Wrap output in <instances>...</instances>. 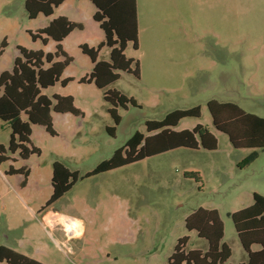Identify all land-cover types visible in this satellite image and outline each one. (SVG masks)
Wrapping results in <instances>:
<instances>
[{"label":"rangeland","instance_id":"1","mask_svg":"<svg viewBox=\"0 0 264 264\" xmlns=\"http://www.w3.org/2000/svg\"><path fill=\"white\" fill-rule=\"evenodd\" d=\"M24 3L0 0V43L6 42L0 72L11 69L17 45L55 51L52 39L43 44L29 35L50 18L41 13L28 18ZM92 11L88 0H67L52 15H67L82 28L61 43L72 58L61 79L72 80L43 92L50 98L54 93L70 95L82 115L52 113L56 135L42 125L31 126L30 139L39 155L0 164V243L46 264H167L182 236H188L186 249L205 248L206 242L184 223L203 207L219 213L223 241L232 251L228 261H241L244 253L229 213L250 205L254 192L264 195V148L252 162L239 166L252 150L233 148L228 136L215 129L207 101L233 102L264 117V0H151L141 5L138 48L129 43L125 49L138 61L139 76L120 72L111 85L136 101L118 108V124L107 111L102 90L78 81L90 64L79 46H96L101 34ZM106 50L100 56L108 58ZM195 105L200 117L184 118L174 129L200 123L216 136V149L176 148L82 177L135 131L145 132L147 120ZM9 134L7 125L0 126L4 146ZM56 160L78 171L79 178L48 207L61 212L47 214L48 224L38 209L52 193ZM10 164L29 168L25 187L19 185L20 174H5ZM189 171L198 172L201 180L185 177Z\"/></svg>","mask_w":264,"mask_h":264},{"label":"trees","instance_id":"2","mask_svg":"<svg viewBox=\"0 0 264 264\" xmlns=\"http://www.w3.org/2000/svg\"><path fill=\"white\" fill-rule=\"evenodd\" d=\"M65 0H25L24 7L28 18L34 19L39 13L53 14L54 9ZM95 7L93 20L103 31L104 39L97 46L83 43L81 52L89 57L93 66L80 83H94L102 90V97L109 104L107 111L115 124L120 122L118 108L136 101L127 97L110 85L120 77V72H133L139 76L138 61L125 55V48L131 43L138 48V24L136 0H89ZM81 24L65 16H58L35 32H29L32 40L39 39L46 44L48 39L55 42L54 52L43 49H29L17 45L18 54L13 59L10 70L0 72V126L7 125L10 134L7 146L0 143V164L15 161L14 155L27 160L40 149L30 139L31 126L42 125L45 130L56 135L53 129L52 113L82 115L75 107L70 95L53 94L48 97L44 90L60 82L65 86L71 78L61 79L63 70L72 61L62 48L61 41ZM6 46L5 39L0 43V57ZM109 48V60L98 59L102 47ZM62 56V60L58 58ZM132 65L134 67L132 68ZM207 108L216 130L225 133L233 148H247L252 152L239 166L252 162L259 149L264 148V117L247 112L233 102L207 101ZM200 106L174 109L160 120H147L145 132L135 131L126 142L116 148L110 158L99 162L82 177L102 173L146 157L176 148L214 150L217 148L216 136L204 125L197 123L191 129L174 130L179 121L187 117H200ZM108 131L111 129L106 128ZM7 175L20 174V187H24L29 176L25 165L15 168L12 164L5 171ZM184 176L200 181L196 171L184 172ZM79 178L78 171L69 170L63 163H52V193L39 211L49 207L54 201L71 189ZM235 232L247 254V264H264V195L254 192L251 205L231 212ZM185 228L195 231L197 237L207 241L206 250L186 249L188 236L178 238L168 257L167 264H225L231 255V248L223 241L224 225L215 208L198 207L185 218ZM252 245H259L252 250ZM44 264L5 245H0V264ZM243 264V263H238Z\"/></svg>","mask_w":264,"mask_h":264},{"label":"crops","instance_id":"3","mask_svg":"<svg viewBox=\"0 0 264 264\" xmlns=\"http://www.w3.org/2000/svg\"><path fill=\"white\" fill-rule=\"evenodd\" d=\"M65 1H67V0H65ZM65 1H63L59 6H58V8L65 2ZM79 1H83V0H79ZM89 1V0H88ZM149 1L151 2V0H142V4H141V2H140V0H136V8H137V24H138V41H139V26H140V6L142 5L143 7L145 6H147V4L149 3ZM94 6V5H93ZM57 8V7H56ZM55 8V9H56ZM54 9V10H55ZM94 12H95V7H94V11H92V18H93V14H94ZM54 13V12H53ZM40 14V13H39ZM42 14V13H41ZM53 15V14H52ZM52 15H50V16H46V17H49L50 19H49V21L51 20V19H53V18H55V17H52ZM45 16V15H44ZM59 16H65L66 18H68L69 20H71V21H74V22H77V23H80V22H78V21H76V20H74V19H71V18H69L67 15H59ZM37 17V16H36ZM35 17V18H36ZM56 17H58V16H56ZM49 21H48V23H49ZM96 24H97V26L99 27V25H98V23L96 22V21H94ZM81 24V23H80ZM45 27V26H44ZM81 28H82V25H81ZM81 28H75V29H81ZM99 29V33H101V34H99V38H98V41H97V43H96V46L101 42V41H103V39H104V34H103V31L100 29V28H98ZM73 31V30H72ZM71 31V32H72ZM71 32L69 33V34H71ZM68 34V35H69ZM67 35V36H68ZM100 35H102V36H100ZM66 36V37H67ZM65 37V38H66ZM64 38V39H65ZM63 39V40H64ZM63 40L61 41V43L63 42ZM129 44V43H128ZM127 44V45H128ZM138 45H139V42H138ZM90 46H93V47H95V45H90ZM127 47V46H126ZM102 48H105V46L104 47H102ZM101 48V49H102ZM107 48V50H106V54H107V56H108V58H104V57H102V56H100V51H101V49H100V51H99V53H98V59H102V60H109V48L108 47H106ZM126 49V48H125ZM126 55V54H125ZM2 56V55H1ZM127 56V55H126ZM128 57V56H127ZM71 63V62H70ZM69 63V64H70ZM68 66V65H67ZM66 66V67H67ZM92 66H93V64H92V62L90 61V64H89V70H88V73H86V75L85 76H87L89 73H90V71H91V69H92ZM65 67V68H66ZM64 71V70H63ZM84 77V76H83ZM67 78H72V77H67ZM72 80V79H71ZM79 80V79H78ZM56 84V83H55ZM54 84V85H55ZM87 84H93L94 85V83H92V82H90V83H87ZM53 85V86H54ZM112 85V84H111ZM110 85V86H111ZM99 89V88H98ZM54 94H56V93H54ZM52 117H53V115H52ZM184 119V118H183ZM182 120V119H181ZM180 120V121H181ZM180 121H179V123H180ZM179 123L176 125V126H178L179 125ZM213 125V124H212ZM175 126V127H176ZM175 127H172V129H174ZM194 127V126H193ZM175 130V129H174ZM182 130V129H181ZM177 131H179V130H177ZM243 149H247V148H243ZM14 157H15V161H17V159H20V158H18L16 155H14ZM30 158V157H29ZM28 158V159H29ZM27 159V160H28ZM16 168V167H15ZM19 168V167H18ZM29 174H30V170H29ZM28 180V179H27ZM27 184V183H26ZM26 186V185H25ZM24 186V187H25ZM21 188H23V187H21ZM252 202H253V195H252ZM252 204V203H251ZM250 204V205H251ZM249 206V205H248ZM241 209V208H240ZM236 211V210H235ZM38 212H42L41 213V216H40V218L42 219V220H44L46 223H48L47 221H46V219H45V217L47 216V214H49V213H61V212H57V211H55L54 209H49L48 207L47 208H45L44 210H42V211H39V209H38ZM233 212V211H232ZM231 213V212H230ZM229 213V214H230ZM62 214H64V213H62ZM65 215H67V214H65ZM70 216V215H69ZM72 217H74V216H72ZM76 218V217H75ZM78 219V218H77ZM80 222H81V220L80 219H78ZM49 224V223H48ZM224 225V224H223ZM53 226V225H52ZM81 226H82V223H81ZM66 235H67V233H66ZM236 236H237V234H236ZM67 237H70V236H68L67 235ZM224 237V236H223ZM201 239H203V238H201ZM237 239H238V237H237ZM205 242H206V246H205V248H203V249H201V248H198V249H201V250H206V248H207V241L205 240V239H203ZM238 241H239V239H238ZM225 242V241H224ZM0 245H5V246H7V247H10V248H12V249H14L15 251H17V252H20V251H18L16 248H14V247H12L11 245H8V244H6V243H0ZM239 245H240V247H241V249H242V251H243V253H244V256H243V259L241 260V261H239V262H237V263H231V262H229L228 260L230 259V257H231V255H230V257H229V259L227 260V262L225 263V264H238V263H243V264H247V254L245 253V251L243 250V248H242V246H241V243H240V241H239ZM252 250H258L259 248H260V246L259 245H252ZM20 253H22V252H20ZM22 254H24V253H22ZM231 254H232V251H231ZM24 255H26V254H24ZM26 256H28V255H26ZM28 257H31V256H28ZM31 258H33V257H31ZM33 259H35V258H33ZM37 260V259H36ZM38 261H40V260H38ZM40 262H42V263H44L43 261H40ZM1 264H4V263H1ZM44 264H46V263H44Z\"/></svg>","mask_w":264,"mask_h":264}]
</instances>
